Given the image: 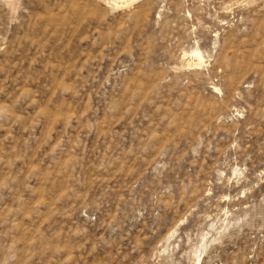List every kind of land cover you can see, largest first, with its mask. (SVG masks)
Listing matches in <instances>:
<instances>
[{"label": "rangeland", "instance_id": "rangeland-1", "mask_svg": "<svg viewBox=\"0 0 264 264\" xmlns=\"http://www.w3.org/2000/svg\"><path fill=\"white\" fill-rule=\"evenodd\" d=\"M0 264H264V0H0Z\"/></svg>", "mask_w": 264, "mask_h": 264}, {"label": "bare ground", "instance_id": "bare-ground-1", "mask_svg": "<svg viewBox=\"0 0 264 264\" xmlns=\"http://www.w3.org/2000/svg\"><path fill=\"white\" fill-rule=\"evenodd\" d=\"M199 59H200V56L198 55ZM202 58V57H201Z\"/></svg>", "mask_w": 264, "mask_h": 264}]
</instances>
